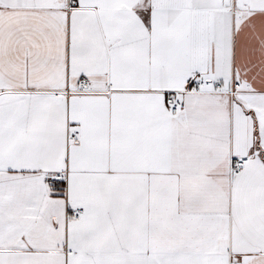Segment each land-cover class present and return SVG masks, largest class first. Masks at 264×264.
Listing matches in <instances>:
<instances>
[{
  "label": "snow or ice",
  "instance_id": "obj_1",
  "mask_svg": "<svg viewBox=\"0 0 264 264\" xmlns=\"http://www.w3.org/2000/svg\"><path fill=\"white\" fill-rule=\"evenodd\" d=\"M0 264H264V0H0Z\"/></svg>",
  "mask_w": 264,
  "mask_h": 264
}]
</instances>
